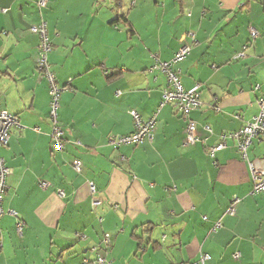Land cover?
Here are the masks:
<instances>
[{"label": "crops", "instance_id": "1", "mask_svg": "<svg viewBox=\"0 0 264 264\" xmlns=\"http://www.w3.org/2000/svg\"><path fill=\"white\" fill-rule=\"evenodd\" d=\"M37 1L0 0V98L20 126L0 150L12 171L0 264H90L97 255L109 264H197L201 256L203 264H264V195L251 194L247 162L231 141L207 154L258 113L253 87L264 89V0H48L41 13ZM41 21L49 65L65 87L62 152L52 150L48 86L34 61L38 38L29 32ZM250 27L258 37L245 59L233 61L250 45ZM182 46L190 54L176 69L185 90L199 86L202 106L190 118L200 141L183 146L185 121L169 104L151 142L109 146L110 137L133 132L129 111L146 121L158 108L167 82L152 69V55L169 61ZM247 158L264 160V137ZM74 159L82 174L71 169ZM233 198L240 202L229 216ZM104 235L107 249L99 248Z\"/></svg>", "mask_w": 264, "mask_h": 264}, {"label": "built area", "instance_id": "2", "mask_svg": "<svg viewBox=\"0 0 264 264\" xmlns=\"http://www.w3.org/2000/svg\"><path fill=\"white\" fill-rule=\"evenodd\" d=\"M134 3L132 2L131 6ZM48 5V0H38L37 9L38 11H43ZM5 12V11H3ZM29 32L38 38L37 51L34 58L36 69L40 73L41 77L45 79L48 86V96H49V111L48 119L51 124L50 140L52 150L54 152H62L64 148V132L58 121V112L60 109V97L65 87L58 85L55 74L51 70L48 62V55L51 52V43L48 36L46 23L41 21L37 25H33L29 28ZM188 38L194 42V35L192 33L187 34ZM250 45H246L243 51L236 54L233 57V61H239L245 59V50L251 46L254 40L258 37L255 29L249 28ZM190 54L189 46H182L179 48L169 61H160L157 55H152L153 67L152 69L162 74L167 82L166 89L161 94L160 103L158 105L157 111L153 116L143 121L138 113L134 110L129 111V115L134 123V130L132 133L126 136L114 138L110 137L108 139V145L114 149L121 146H137L143 142H151L153 138L154 127L156 124V118L159 111L166 105L172 104L176 112L180 115L181 119L185 121L184 127V142L183 146H194L200 141L195 122L190 118V114L200 109L202 102L199 96V86H195L191 90H185L181 80L179 71L176 69V65L185 60ZM253 92L258 93L257 98V108L258 113L251 121L246 122L244 126L235 132L223 134L219 137L217 143L207 149V154L213 157L218 151L226 148L227 142L231 141L240 157L243 161L247 162L250 174V182L252 185L251 194L264 195V160L256 159L249 161L247 158V153L249 148L252 146L253 141L257 138L264 137V89L261 88L259 84L254 85ZM119 93H117V96ZM213 109L216 113L220 112V107L214 104ZM235 119H241L239 115L234 116ZM19 122L17 118L10 114L2 105L0 98V150L5 148L8 144L10 138V132L13 128H17ZM203 129L211 134V130L208 126H204ZM37 131V129L35 130ZM79 145V143H76ZM71 169L76 174H82L83 165L82 163L74 159L71 164ZM12 174L10 168L5 164L4 159L0 156V219L4 215V210L2 207L4 195L8 189L6 180ZM40 188L45 189L48 185L46 183H39ZM90 194H95V188L93 184H89ZM59 196H62V192H58ZM240 202L238 198H233L229 207L227 208L225 214L229 216L235 215V207ZM98 202H94L93 206L98 205ZM10 215L16 217V213L13 211L8 212ZM101 221V220H100ZM219 223L214 225L213 231L219 228ZM23 224L19 221L16 222L15 229L19 236L22 235ZM110 246V237L104 235L99 248L103 247L107 249ZM92 249V252H96L98 249ZM235 260L240 258L239 253L233 255ZM207 259L206 256H201L197 264H203ZM85 263H88L85 260ZM90 264H109L107 263L103 255H97L95 259Z\"/></svg>", "mask_w": 264, "mask_h": 264}, {"label": "rangeland", "instance_id": "3", "mask_svg": "<svg viewBox=\"0 0 264 264\" xmlns=\"http://www.w3.org/2000/svg\"><path fill=\"white\" fill-rule=\"evenodd\" d=\"M189 33V32H188ZM186 35H187V33H186ZM157 111V110H156Z\"/></svg>", "mask_w": 264, "mask_h": 264}, {"label": "trees", "instance_id": "4", "mask_svg": "<svg viewBox=\"0 0 264 264\" xmlns=\"http://www.w3.org/2000/svg\"><path fill=\"white\" fill-rule=\"evenodd\" d=\"M42 11H40V13H41Z\"/></svg>", "mask_w": 264, "mask_h": 264}]
</instances>
